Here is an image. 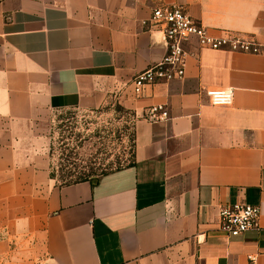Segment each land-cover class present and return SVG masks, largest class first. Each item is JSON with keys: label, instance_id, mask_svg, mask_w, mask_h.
<instances>
[{"label": "crops", "instance_id": "1", "mask_svg": "<svg viewBox=\"0 0 264 264\" xmlns=\"http://www.w3.org/2000/svg\"><path fill=\"white\" fill-rule=\"evenodd\" d=\"M182 6L212 36L257 55L200 49L184 78L132 93L165 54L143 26ZM231 89L230 106L207 90ZM116 98L134 118L131 165L97 184L50 176L33 128L49 111ZM165 106L169 120L145 111ZM259 208V230L230 238L221 208ZM264 264V0H0V264Z\"/></svg>", "mask_w": 264, "mask_h": 264}, {"label": "rangeland", "instance_id": "2", "mask_svg": "<svg viewBox=\"0 0 264 264\" xmlns=\"http://www.w3.org/2000/svg\"><path fill=\"white\" fill-rule=\"evenodd\" d=\"M32 132L59 184L107 174L132 161L134 118L116 98L95 109L49 111Z\"/></svg>", "mask_w": 264, "mask_h": 264}, {"label": "built area", "instance_id": "3", "mask_svg": "<svg viewBox=\"0 0 264 264\" xmlns=\"http://www.w3.org/2000/svg\"><path fill=\"white\" fill-rule=\"evenodd\" d=\"M149 31L160 35L165 49L162 59L137 73L131 82L132 93L139 97L148 86L168 84L184 78L187 53L185 44L193 40L200 49L233 54L257 55L260 46L250 38L231 34L212 36L205 28L193 21L182 6H162L151 10L150 18L143 23ZM211 106H230L231 89L207 90ZM145 119L151 123L169 120L165 106H151L145 111ZM259 208L248 204H234L221 208L218 213V230L230 238H237L250 231L259 230ZM247 264H256L247 256Z\"/></svg>", "mask_w": 264, "mask_h": 264}, {"label": "trees", "instance_id": "4", "mask_svg": "<svg viewBox=\"0 0 264 264\" xmlns=\"http://www.w3.org/2000/svg\"><path fill=\"white\" fill-rule=\"evenodd\" d=\"M131 165V163L129 164ZM104 175H106V173L104 174H101L97 177H94V178H91V179H87L85 178V176H81L79 178H77L75 181H72V182H65V183H62L63 185H69V184H76V183H80V182H90L91 184L95 185L98 183L99 179L101 177H103Z\"/></svg>", "mask_w": 264, "mask_h": 264}]
</instances>
